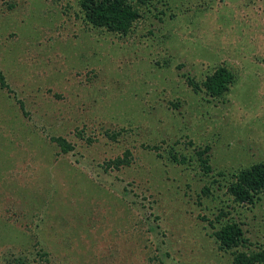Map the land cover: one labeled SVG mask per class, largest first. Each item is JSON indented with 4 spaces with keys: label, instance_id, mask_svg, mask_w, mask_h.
I'll return each mask as SVG.
<instances>
[{
    "label": "rangeland",
    "instance_id": "1",
    "mask_svg": "<svg viewBox=\"0 0 264 264\" xmlns=\"http://www.w3.org/2000/svg\"><path fill=\"white\" fill-rule=\"evenodd\" d=\"M141 13L111 33L79 0H0V264H233L209 221L229 203L264 245V195L234 209L219 176L264 162V0Z\"/></svg>",
    "mask_w": 264,
    "mask_h": 264
},
{
    "label": "trees",
    "instance_id": "2",
    "mask_svg": "<svg viewBox=\"0 0 264 264\" xmlns=\"http://www.w3.org/2000/svg\"><path fill=\"white\" fill-rule=\"evenodd\" d=\"M152 0H79L80 11L83 20L89 25V29H104L111 33L131 30L135 21L142 15L141 7ZM234 73L225 65L219 66L212 74H209L204 81L207 92L213 97H220L229 91L234 83ZM0 84L7 86L5 77L0 70ZM62 150L67 152L73 148L72 144L60 137L56 139ZM157 148V147H156ZM209 150L206 147L199 153V161L204 172L210 174L213 171L207 157L203 155ZM172 158L179 161L177 155ZM184 161V160H182ZM127 160L118 159L117 165L125 164ZM220 174V175H219ZM213 175L223 176L225 179V193L232 199L233 208L237 205L255 204L264 195V162H259L241 169L230 176L224 172ZM217 180V179H216ZM210 186L203 187L204 194H210ZM226 207L219 209L215 218L209 219L210 225L214 228V236L219 243L221 250L233 251V264H264V245L259 249H252L253 242L246 236L242 222L235 220L231 209Z\"/></svg>",
    "mask_w": 264,
    "mask_h": 264
}]
</instances>
